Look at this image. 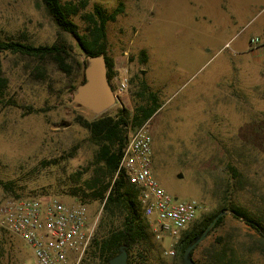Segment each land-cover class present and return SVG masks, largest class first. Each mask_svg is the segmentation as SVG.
<instances>
[{
    "label": "rangeland",
    "instance_id": "1",
    "mask_svg": "<svg viewBox=\"0 0 264 264\" xmlns=\"http://www.w3.org/2000/svg\"><path fill=\"white\" fill-rule=\"evenodd\" d=\"M60 1L84 4L71 17L80 32L86 27L81 15L94 5L111 13L122 4V12L106 23L105 52L113 60L116 78L127 75L128 90L104 114L121 108L133 111L141 101L132 94L145 83L143 99L153 93L161 104L149 120L154 176L174 197L201 203L189 229L206 216L225 212L221 224L199 243L198 252L210 243L226 245L242 264H264V241L228 209L230 202L264 208V63L250 54L249 45L251 36L261 34L264 0H247V5L244 0L241 13L226 15L215 14L209 0ZM22 34L33 45L62 41L79 53L75 39L56 26L41 0H0V36ZM140 50L147 55L143 63ZM36 63L0 52L7 94L14 101L0 105V198L15 191L23 197L58 196L83 205L93 238L103 204L90 198L80 204L64 191L75 180L88 179L96 167L98 146L77 119L97 116L65 101L81 76H66L49 58L41 61L45 72L39 75ZM116 78L110 81L114 90ZM56 160L58 164H50ZM228 164L242 178L235 197L226 190L231 181ZM111 214L120 215L117 209ZM169 242H156L147 226L146 237L132 253L133 264H176L164 254ZM85 253L71 264H80ZM29 261L23 242L0 229V264Z\"/></svg>",
    "mask_w": 264,
    "mask_h": 264
},
{
    "label": "trees",
    "instance_id": "2",
    "mask_svg": "<svg viewBox=\"0 0 264 264\" xmlns=\"http://www.w3.org/2000/svg\"><path fill=\"white\" fill-rule=\"evenodd\" d=\"M45 10L56 26L71 35L77 44L79 53L74 52L71 45L62 41H56L51 44L33 45L28 42L26 36H0V52L18 54L24 57L36 59L34 72L42 75L45 71L41 61L49 58L56 67L66 76H81L79 83L83 81V70L85 60L80 56L99 55L105 57L107 78L110 82L115 75L114 63L106 55V23L114 21L117 14L122 12V4L111 12L105 13L100 5H94L92 11L83 13L81 16L86 22L85 31L80 32L76 23L71 19L81 12L84 4L78 5L60 0H41ZM139 60L141 63L147 60L144 50L139 51ZM78 85V84H77ZM77 85H72L74 91ZM113 90L114 87L112 86ZM8 80L0 68V105L8 106L14 104V101L8 96ZM145 83L138 85V90L132 94L134 98L141 102L137 104L133 111L126 108L119 109L115 114L108 115L102 113L92 120L78 117L77 122L85 128L90 134L93 142L98 146L94 155L96 167L92 175L81 182L75 180L68 191H64L69 197L80 204H85L86 198L97 200L102 203V213L98 223V230L92 238L86 255L80 264L86 260H98L101 264H107L108 259L119 252L120 247H125L127 251V262L133 264L132 253L137 245L146 237L147 220L141 215V210L137 202V190L125 183L121 175L114 178L121 151L125 144L126 131L138 127L149 121L154 113L161 107L157 97L149 93L147 100H144L146 90ZM58 161H52L50 164L56 165ZM227 170L231 181L228 182L226 190L228 194L235 197L238 189L241 187L242 178L238 175L235 166L228 164ZM4 188H10L9 184L2 183ZM11 197L16 198H42L41 196L23 197L19 193H12ZM233 199V198H232ZM264 200V199H263ZM228 209L232 216L241 220L251 229H253L264 241V208L251 209L247 206L237 203H228ZM114 209L119 211V216H112ZM217 211L209 216L202 218L191 229L187 230L179 239L175 246L176 254L174 260L176 264L183 263V252L187 245L200 233H202L213 219L220 213ZM224 216H219L206 236H209L215 228L223 221ZM199 244L191 251V258L195 264H242V261L233 253L231 246L223 245L218 247L210 243L198 252ZM197 257L195 258V254ZM264 253V251H263Z\"/></svg>",
    "mask_w": 264,
    "mask_h": 264
},
{
    "label": "built area",
    "instance_id": "3",
    "mask_svg": "<svg viewBox=\"0 0 264 264\" xmlns=\"http://www.w3.org/2000/svg\"><path fill=\"white\" fill-rule=\"evenodd\" d=\"M249 45L252 50L264 49V26L261 34L249 38ZM115 81L116 99H123L128 77L124 74ZM152 155L149 121L135 128L129 126L114 178L121 175L137 190V202L150 234L156 242L169 239L164 254L174 257L176 244L196 220L202 205L169 193L152 172ZM0 229L27 247V264H71L86 251L93 234L86 207L68 204L58 196L0 198Z\"/></svg>",
    "mask_w": 264,
    "mask_h": 264
},
{
    "label": "water",
    "instance_id": "4",
    "mask_svg": "<svg viewBox=\"0 0 264 264\" xmlns=\"http://www.w3.org/2000/svg\"><path fill=\"white\" fill-rule=\"evenodd\" d=\"M81 57L85 60L84 79L75 87L71 97L65 101L68 104L84 107L95 116H99L112 107L117 100L107 78L105 57L103 54H81ZM223 214H225L224 211L218 213L209 226L187 245L183 252L184 264H195L190 256L191 251L205 238L216 219ZM107 264H128L125 247H120L119 252L108 259Z\"/></svg>",
    "mask_w": 264,
    "mask_h": 264
},
{
    "label": "crops",
    "instance_id": "5",
    "mask_svg": "<svg viewBox=\"0 0 264 264\" xmlns=\"http://www.w3.org/2000/svg\"><path fill=\"white\" fill-rule=\"evenodd\" d=\"M209 1L211 5L214 4L215 6L214 9L215 14L217 13L220 14L222 12H224L225 15L233 14V13H241L243 11L242 8H244V0H209ZM260 1L262 2V0ZM245 3L247 5L248 1L245 0ZM232 8L233 11L231 10ZM250 54L258 55L261 58L262 62L264 63V49H259V50L251 49Z\"/></svg>",
    "mask_w": 264,
    "mask_h": 264
}]
</instances>
